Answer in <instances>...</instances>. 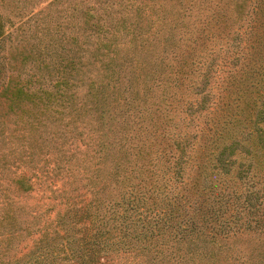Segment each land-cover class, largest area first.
Wrapping results in <instances>:
<instances>
[{
  "label": "trees",
  "instance_id": "obj_1",
  "mask_svg": "<svg viewBox=\"0 0 264 264\" xmlns=\"http://www.w3.org/2000/svg\"><path fill=\"white\" fill-rule=\"evenodd\" d=\"M6 21L0 49L31 47L0 55V264H264V0H48L17 36Z\"/></svg>",
  "mask_w": 264,
  "mask_h": 264
},
{
  "label": "rangeland",
  "instance_id": "obj_2",
  "mask_svg": "<svg viewBox=\"0 0 264 264\" xmlns=\"http://www.w3.org/2000/svg\"><path fill=\"white\" fill-rule=\"evenodd\" d=\"M40 0H0V13H2L3 16L8 18V21H6V27H7V31L14 29V32L12 34V37L17 36V34H19V30H15V26L16 28L20 26V22L21 20H25L27 19L30 14H32L33 12L36 11V9H38L39 7L45 5L48 0H44L40 3V5H38ZM63 4V2L57 3L54 5V7H52V10L50 12V20L55 22L56 24H58V26H60L61 31H64L66 34L68 33L67 30H65L63 28V24L62 21H66L67 16H60V12H58V10L62 9L61 5ZM21 6L22 10L25 11V14L20 17V13H19V8L18 6ZM57 6V7H55ZM55 8H57V10H55ZM53 11V13H52ZM35 17L32 16L30 17V19H28V21L24 24V26L26 28H29L31 26L34 25V21ZM37 31L35 29L32 30H28V32L26 31L22 36H25V38H29L31 36H33L34 34H36ZM62 36V34H60ZM59 35V36H60ZM19 37V36H18ZM32 41V39L30 40ZM9 40H6V42H4L2 48L0 49V55L2 56V54H4L5 58L3 59V62L5 64H7V62L9 63L10 60H12L10 54L15 53L16 51H22L24 49H29L31 47V44L29 42H26L23 48H15V49H10L9 48ZM223 51V50H222ZM260 51H264V46L260 49ZM15 63L12 60L13 64ZM15 64H18V62H16ZM1 125L6 126L5 130L8 132L10 130V128L13 126V122L9 121V122H5V123H0V129ZM4 131V134L7 135L8 133ZM3 140L2 134L0 133V142ZM12 194V192H10ZM36 193L35 188L32 191V194L29 196H20V193H17V196H14V194H12L14 196V198H17V200H19L20 202L23 200L25 205H22V207H20V210L22 212V216L21 218L27 217L28 216V212L32 211V207H35L34 204L36 202V197H34L33 195ZM22 203V202H21ZM8 229V227L6 226L5 228L0 227V237L4 236L6 233L5 231ZM36 233H33V236H35ZM251 236H241L240 239H238L236 241V245L238 246H242L244 244V241H247ZM28 237H22L20 240L18 241H13V246L7 251L6 254H4L3 257L5 258H11L13 255L16 256H21L24 252L27 251L29 245L26 244ZM11 241V240H10ZM10 241L8 242L7 240H5V242H3V244H9ZM0 252H3V249L0 250Z\"/></svg>",
  "mask_w": 264,
  "mask_h": 264
}]
</instances>
